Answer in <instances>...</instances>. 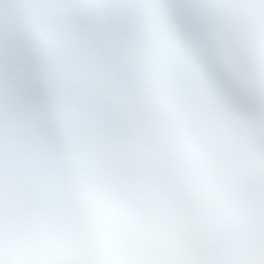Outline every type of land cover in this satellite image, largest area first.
Wrapping results in <instances>:
<instances>
[{"label":"snow or ice","instance_id":"obj_1","mask_svg":"<svg viewBox=\"0 0 264 264\" xmlns=\"http://www.w3.org/2000/svg\"><path fill=\"white\" fill-rule=\"evenodd\" d=\"M0 264H264V0H0Z\"/></svg>","mask_w":264,"mask_h":264}]
</instances>
